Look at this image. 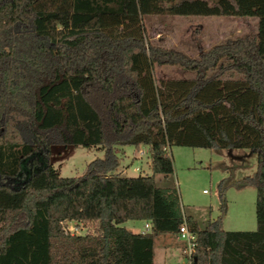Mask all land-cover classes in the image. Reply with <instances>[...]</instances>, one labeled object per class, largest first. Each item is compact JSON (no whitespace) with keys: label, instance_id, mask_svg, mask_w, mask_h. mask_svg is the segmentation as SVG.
Returning a JSON list of instances; mask_svg holds the SVG:
<instances>
[{"label":"trees","instance_id":"16d2710c","mask_svg":"<svg viewBox=\"0 0 264 264\" xmlns=\"http://www.w3.org/2000/svg\"><path fill=\"white\" fill-rule=\"evenodd\" d=\"M145 16L255 18L257 32L192 58L151 43ZM154 66L194 77L157 81ZM54 146L103 157L63 178ZM118 146L147 148L152 174L116 173ZM171 147L255 155L231 186L254 187L256 229L223 230L221 182L215 219L183 216L178 191L154 179L173 174ZM183 222L192 264H264V0H0V264H154V238Z\"/></svg>","mask_w":264,"mask_h":264},{"label":"rangeland","instance_id":"374dc122","mask_svg":"<svg viewBox=\"0 0 264 264\" xmlns=\"http://www.w3.org/2000/svg\"><path fill=\"white\" fill-rule=\"evenodd\" d=\"M216 17H172L150 16L144 17L143 24L148 39L160 47L183 51L189 57L198 56L196 41H203L200 52L209 50L220 42L256 34L257 20L255 18H227L217 24L207 23L217 20ZM203 27V29H202ZM217 29L215 32L214 30ZM221 32L220 37L217 33ZM194 74L178 66H154V78L162 79H190ZM143 155L140 156L133 146H118L114 153L118 157L119 167L116 170L121 176L136 177L138 175H151L149 168V152L147 148L140 147ZM173 174L166 180L160 181L162 175H155L156 183L173 184L176 186L180 203L186 214L197 218L202 227L208 220L215 219L218 212V185L228 187L225 197L228 204L227 214L223 220L224 231H254L256 229L254 187L236 188L233 183L250 176L256 169V156L247 150H207L199 148L171 147L169 151ZM103 157L101 148H84L81 146H54L51 148L50 162L58 170L61 177H75L83 173L89 162ZM205 191V192H204ZM66 227H76L77 224L69 222ZM126 229L138 230L143 228L142 222L127 221L121 225ZM96 223L78 226L80 235L92 232ZM144 232V230L142 231ZM165 234L156 236L157 247L155 264H159V246L164 241ZM168 235L178 248L184 243L175 240L177 235Z\"/></svg>","mask_w":264,"mask_h":264},{"label":"crops","instance_id":"0c3cea01","mask_svg":"<svg viewBox=\"0 0 264 264\" xmlns=\"http://www.w3.org/2000/svg\"><path fill=\"white\" fill-rule=\"evenodd\" d=\"M175 1H177V0H175ZM145 17H150V16H145ZM216 18H218V19L214 20V21H210L209 20L207 23L217 24V23L223 22V20H224V19H220L222 17H216ZM143 19H144V17H143ZM202 29H203V27H202ZM216 30L217 29H215L214 32ZM220 35H221V32L218 31L217 36L220 37ZM196 42H198L199 45H193V46L196 47L195 50L199 51L198 53H200L199 49H200L201 44H202L203 41H196ZM139 150H140V147L137 149V151H139ZM142 152H143V150H142ZM166 179L167 178H164L162 176V179H160V181H163V180H166ZM157 186L160 187V188H172V189L175 188L176 189V186L173 185V184H165V185H163L160 182H158ZM181 211H182L183 216L191 217L197 223V225L199 227H202V224L199 222V220L197 218L193 217L192 215L186 214L183 211L182 206H181ZM136 222H142L143 223V228L135 230V231L131 230V229L130 230L135 232V233H142V231L144 230V225H145L146 222H144V221H136ZM169 235H171V234H169ZM164 236H167V237H164L165 238L164 241L161 242V244H160V246L158 248V250H159V261H160L159 264H186L185 256L183 254V250H184L185 245H182V246H180L178 248V246L175 244V242L172 241V239H168L169 237H168L167 234H165ZM155 238H154V245H153V248H154V264H155L156 250H157V247H156V244H155ZM175 240L177 242H179V243H183L182 241H180L176 237H175Z\"/></svg>","mask_w":264,"mask_h":264},{"label":"built area","instance_id":"2783aa9c","mask_svg":"<svg viewBox=\"0 0 264 264\" xmlns=\"http://www.w3.org/2000/svg\"><path fill=\"white\" fill-rule=\"evenodd\" d=\"M139 155H143L142 151H138ZM69 222L64 223L65 230L71 234H77L80 235L78 232V229L75 227H66L65 224ZM151 229V226L149 223H145L144 225V232H149ZM142 232V233H144ZM178 239L182 241L185 245L183 254L185 256L186 264H192V261L194 259V247H195V235L189 231L188 226L185 222L180 226L179 232H178Z\"/></svg>","mask_w":264,"mask_h":264}]
</instances>
